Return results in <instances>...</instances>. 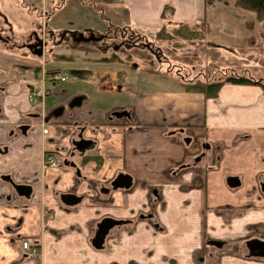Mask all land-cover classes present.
<instances>
[{"label":"crops","instance_id":"0c3cea01","mask_svg":"<svg viewBox=\"0 0 264 264\" xmlns=\"http://www.w3.org/2000/svg\"><path fill=\"white\" fill-rule=\"evenodd\" d=\"M16 1L24 0L0 2V69L13 74L17 61L24 70L34 63L18 49L25 44L13 34L18 16L9 15V9ZM63 1L48 0V19L53 9L65 7ZM207 1L94 0L110 9V18H124L130 32L148 40H156L161 29L183 26L201 31L196 36L205 46L230 41L233 31L225 29L227 21L216 11L222 7ZM235 7L236 0L235 42L240 35L250 36L245 41L254 38L256 26L264 32L263 23ZM29 33L21 41L39 38L31 37L36 31ZM221 47L214 50L219 53ZM98 67H77L92 73L77 81L87 83L90 93L81 86L73 89V98L83 97L81 107L69 109L73 98L68 94L66 101L46 106L45 119H53L46 134L40 119L27 132L18 131L28 121V95L41 88L40 79L17 81L16 75L0 73V146L8 147L0 154V264H264L247 246L264 241L262 86L229 82L208 97L187 91L175 76L164 74L166 69L160 70L163 75L141 72L133 79L120 76L125 66L103 67L99 72H109L101 79L95 76ZM130 89L135 95L129 96ZM99 103L96 112L85 110ZM57 107H64L61 119L49 116ZM115 111L130 115L117 118ZM81 138L92 141L84 152L76 144ZM46 152L73 166H44ZM85 156L99 157L101 163H83ZM125 177L129 188L112 187ZM15 184L31 186V195H18ZM103 187L111 191L104 193ZM70 191L79 197L72 206L61 199ZM43 208L55 213L45 224ZM108 219L123 224L111 228L97 248L95 239ZM23 239L38 241L41 254L27 255Z\"/></svg>","mask_w":264,"mask_h":264},{"label":"rangeland","instance_id":"374dc122","mask_svg":"<svg viewBox=\"0 0 264 264\" xmlns=\"http://www.w3.org/2000/svg\"><path fill=\"white\" fill-rule=\"evenodd\" d=\"M4 1L5 0H0L1 4ZM8 2L9 0H7V3ZM214 2H219L217 3V5H215V8L218 6L222 7V9H216V11L220 13L221 18H224L225 21H227V26L225 27V29L228 32L233 31V34H230L232 36L231 40L216 43V46H205V44H203L204 42L199 43V38L196 37L192 41L186 40L183 37H179L176 40L170 42L158 41L156 43L153 40L155 42L154 45L159 46L158 49H163L164 55H162V59L169 61V65H172L171 62L175 64L173 68L170 66V68H168L169 70H166L164 74L171 73V75L175 76L181 83L182 78L181 75H178V70H183L184 75H186L188 79H193L197 75L203 76V74H206L209 76L217 70H225L227 67H225L224 64H231L227 66H234V69H229L235 70L237 72H242V74L244 73V70H248L258 78L264 79V38L261 35L264 34V32L261 33L260 30L262 29V26H260L259 28L256 26L254 38H250V41H245V39L250 37L245 34L240 35V37L242 38L239 42H235L234 0H208L207 5H213ZM28 3L30 4V6L28 5ZM48 4V0H24L20 4L17 1L10 2V5L16 6L10 7L9 15H11L12 13H16L18 16L17 19H15L16 27L14 28L13 34L16 35L19 43L26 44L27 42L21 41V38L23 36L29 35V32L31 30L36 31V34L31 35V37H39L42 40V45H44V48L42 49L43 55L42 57L38 58L37 55L40 56V54L32 53L23 45V47H19L18 49H25L26 52L32 57L30 60L26 58H24L23 60H28L30 62L34 61V63H29L27 64L28 66H25L28 70L20 69L23 64H19L18 61L17 63H15V65H13V70L16 72L15 74L9 72L8 70L0 69V73L2 71H6V74L16 75L17 81L20 80L28 82L34 77L37 80L40 79L42 83L44 79H47L52 71H59L71 77L70 79L73 81H70L64 85L56 82H47L48 88H50L51 93L48 97L50 99L49 105H45V109L46 106L49 108L59 102L66 101L68 97L73 98V89L79 86L84 88V92L86 94L91 92L89 88L90 86L87 83L77 82L78 79L75 80L76 78L72 77L76 75L71 74V70L75 67H84L86 65L100 66L97 68L95 76H98V78L101 79H106L107 76L105 75V73L109 72H99V68L103 67H123L125 64H127L129 68H127V70L125 69V71L121 73L120 76L124 77L125 75L129 74L133 76V79H135V76H137V74L139 75L140 71H142V76L151 74L143 71L144 69H148L151 71V69L146 68L149 67V65L154 64L153 69L158 70L157 72H155V75H163V72L159 71L161 69H167L168 64L166 63L157 62L155 59H143L141 56L145 54H138L139 50L137 49H134L131 52L125 51L123 53H121L122 50L120 49L121 51L116 54L119 59H114L112 56L115 55L116 51L112 50L111 44L106 45L109 43L107 39L101 40L98 43H78L77 40H74V36H71L72 33L75 36L83 34L88 38L92 33H94L96 36H108L112 34L113 36H116L117 39V44L115 45H118L117 41L120 35L126 34V36H130L131 33L127 29L128 25L126 23V20L120 17L110 18V9L107 6H104L102 2H94V0H65L63 1V5H65V7L61 9V11L59 10L57 13H55V9H53L52 16L49 19V9L52 8L48 7ZM80 4L81 8L79 7V9L77 8L78 11H75L74 8H76L78 5L80 6ZM235 8L238 9L236 10L237 12H239L240 10L241 12L246 13L244 15L247 16L248 19L256 20L257 22L264 24V22H261L259 19H257L255 12L238 7ZM98 13H100L101 16ZM99 17L100 19H97ZM30 23H32V25ZM238 35L239 30L236 33V37H239ZM236 43H238V46L236 45ZM88 45H90L89 48ZM220 45L222 46V50L217 53L214 49L219 50ZM26 52L24 51V53ZM132 53L134 54L131 56ZM144 61H146L149 65H146ZM124 62L125 64H123ZM136 63L141 69H131V66L134 67ZM140 65H145V67H141ZM177 67L179 68L176 69ZM37 68L39 69L41 74L34 71ZM20 70L24 72L20 73ZM114 73L116 74L117 78L119 72ZM82 74L83 73H81L80 76L81 78L88 79L91 77L90 75L92 73L87 72L84 76ZM91 79L94 80V77H92ZM32 81H34V79ZM24 87L25 86H23L22 88ZM138 89L141 90L142 86H138ZM33 90L35 91L34 88ZM129 91V96H133V94L135 95V90L130 89ZM65 94H68V97H66ZM136 94H138V90L136 91ZM122 97H124V95ZM74 99L75 97L72 99V101ZM100 104L101 103H99L97 107L91 105L85 110L89 111L90 109H92L94 112H96L99 109ZM58 108L60 107H57L56 109ZM62 108L64 110V107ZM68 108L74 109L77 107H73L70 105ZM106 108H109V106H106ZM56 109L50 114V117H53L54 119H61V117H58L54 114ZM47 124L48 126H51L50 122H48ZM47 157L48 154L45 155V161ZM49 219L52 220L53 217H51L50 215H46L45 217L42 216V223H47ZM35 244L39 243L36 242ZM41 248L42 246H40V250ZM29 254L31 256V251H29Z\"/></svg>","mask_w":264,"mask_h":264},{"label":"flooded vegetation","instance_id":"af4514ba","mask_svg":"<svg viewBox=\"0 0 264 264\" xmlns=\"http://www.w3.org/2000/svg\"><path fill=\"white\" fill-rule=\"evenodd\" d=\"M129 31V30H128ZM131 34H130V36L129 35H127L126 36V34H122V35H120V37L119 36H117V37H119L118 38V45H115V44H117L116 43V36H113L112 34H110V35H105V36H95V34L94 33H92L91 35H90V37L91 36H94L95 38H97L96 40H93V42H95V43H97V42H100L101 40H104V39H107L108 41H109V43L108 44H106V45H112V50L113 51H116L115 52V55L114 56H112L114 59H119V57L116 55V54H118L121 50V53H123V52H125V51H132V50H134V49H137V50H139V53L138 54H140V55H142V54H145V55H143V56H141L143 59H155L157 62H160V63H166V64H168V63H170L169 61H166V60H163L162 59V55H164V52H163V49L161 50L160 48L158 49V47L159 46H155L154 45V43L156 42H158V41H153L152 42V40H148V39H145V38H143V36H140V35H138L137 33H135L134 31L133 32H130ZM71 36H74V40H77V41H79L80 39H82V38H84V36L82 35V34H80L79 36H75L73 33H72V35ZM89 37V38H90ZM88 37H86V38H84V41H87V39H89ZM86 39V40H85ZM112 40V41H111ZM110 42H112V43H110ZM159 44V43H158ZM105 45V44H104ZM161 47V46H160ZM25 48H27V49H29L32 53H39L40 55H43V52H42V49L44 48V45H42V40L41 39H33V40H31V41H29V42H27L26 44H25ZM121 49V50H120ZM137 53V52H136ZM134 53H132L131 54V56L133 55ZM129 56V55H128ZM130 56V57H131ZM144 63L146 64V65H149V64H147V62L146 61H144ZM173 65H175L173 62H171ZM123 64H125V62L123 63ZM154 65V64H153ZM153 65H149V67H146V68H149V69H151V71L150 70H148V69H144L145 71L144 72H146V73H151V74H155V72H157L158 70H154L153 69ZM169 65V64H168ZM126 68H129L128 66H127V64H125L124 65ZM141 66V65H140ZM141 67H145V65H143V66H141ZM169 67L167 66V69L166 70H169L168 69ZM184 68V67H183ZM131 69H135V70H139V69H141L139 66H138V64L136 63V65L134 66V67H132L131 66ZM170 71H172V70H170ZM141 72L142 71H140L139 72V75L141 74ZM160 72V71H159ZM171 74V73H170ZM201 77V76H200ZM47 93H48V95H50V90H48L47 91ZM29 103V106L31 107L30 109H32V111L30 112V113H28V115H27V118H28V121L27 122H24V123H22V124H20L19 126H18V131H24V132H27V130H28V128L32 125V122L35 120V119H40V123L39 124H41L42 125V121H44V120H46L45 119V117H46V109H45V107L43 108V109H40V111L39 110H36L37 112L35 113V111H34V105L32 104V103H30V102H28ZM34 111V112H33ZM56 112H59V110L58 109H56V111H55V113ZM127 113H128V111H127ZM129 114V113H128ZM130 115V114H129ZM44 118V119H43ZM42 119V120H41ZM7 150H8V147L7 146H0V154H4V153H6L7 152ZM84 151H86V149L84 150ZM84 151H82V152H84ZM46 154H50V155H54V156H56L57 158H58V162L56 163V164H51V166H53V167H57V166H60V165H64V164H67L68 166H73V164H70V162H68L67 161V163H65V160H64V158H62V157H60V156H58L57 155V153L55 154V153H49V152H46V153H44L43 154V157H42V164L44 165V166H46L47 165V163H46V161H45V155ZM87 156H85L84 157V159L86 158ZM85 162H88V161H85V160H83V163H85ZM7 179H9L10 180V177H7ZM9 182H11V183H14L13 181H9ZM233 183L234 182H238V180H235V181H232ZM130 179H129V177H125L124 179H119V180H117V181H115L114 183H112V187L115 189V187L118 185V187H127V188H129V186H130ZM16 185V187H15V189H16V192H17V194L18 195H20V196H24V197H29L30 195H31V191H32V187L31 186H29V185H25V184H15ZM15 191V190H14ZM111 191V189L109 188V187H103V192L104 193H109ZM15 193V192H14ZM74 193V191H70V192H68V193H64V194H62L61 195V199L64 197V195H74L75 196V203H73V204H71V205H68V206H72V205H75L77 202H78V200H79V197L78 196H76L75 194H73ZM10 196H12V195H10ZM64 203V202H63ZM67 205V204H66ZM42 214H43V216L45 217L46 215H50L51 217H55V213H54V211H52V210H50V209H46V208H43V212H42ZM121 224H123L122 223V221H115V220H113V219H108V220H106L105 222H104V224L101 226V228H100V230H104V229H106V228H109V229H111L110 228V226L109 225H113V227L115 226V225H121ZM112 227V228H113ZM23 241H25V239H23L22 241H21V243L23 242ZM38 242V241H37ZM39 243V242H38ZM27 254V253H26ZM28 255V254H27Z\"/></svg>","mask_w":264,"mask_h":264},{"label":"trees","instance_id":"16d2710c","mask_svg":"<svg viewBox=\"0 0 264 264\" xmlns=\"http://www.w3.org/2000/svg\"><path fill=\"white\" fill-rule=\"evenodd\" d=\"M236 6L255 12L257 19H259L261 22H264V0H236ZM199 32L201 31H190L183 26L172 30L161 29L157 34L156 41L170 42L176 40L179 37H183L186 40L192 41L195 37L199 38L196 36ZM170 66L173 68L174 65H168L169 68ZM178 68L179 67L176 69ZM87 72V70H71V74H76L75 76H78L79 78H81V73H83L82 75L84 76ZM177 72L178 75H181V84L187 91L202 93L208 97L217 96L221 87L225 83L229 82L234 84H258L264 89V79L257 78L253 74H240L229 68L221 71L217 70L209 76L203 74L202 78L197 75L193 79H188L186 75H184L183 70H178ZM84 160L94 161L97 165L101 163L99 157H94L93 159L86 157Z\"/></svg>","mask_w":264,"mask_h":264},{"label":"water","instance_id":"95a60500","mask_svg":"<svg viewBox=\"0 0 264 264\" xmlns=\"http://www.w3.org/2000/svg\"><path fill=\"white\" fill-rule=\"evenodd\" d=\"M97 38H95L94 36H91L89 39H87V41H91V40H96ZM80 40H84V38L80 39ZM86 40V39H85ZM82 103V97H77L75 98L72 103L71 106H80ZM59 112H56L55 115L59 116L61 115L63 108L60 107ZM114 115L117 118H121V117H125V116H129V114L126 111H117L114 113ZM77 147L79 150L84 151L86 148H90L92 146L91 141L89 140H85L82 139L80 141H78L77 143ZM62 201L67 204V205H71L73 203H75V196L74 195H64V197L62 198ZM110 228L113 227V225H109ZM109 228L106 229H102L98 232L97 237L95 239L94 245L97 248H101L104 239L106 237V235L109 232ZM248 249L250 250L251 255L255 256V257H261L264 258V241H260V240H252L250 242L247 243Z\"/></svg>","mask_w":264,"mask_h":264},{"label":"built area","instance_id":"2783aa9c","mask_svg":"<svg viewBox=\"0 0 264 264\" xmlns=\"http://www.w3.org/2000/svg\"><path fill=\"white\" fill-rule=\"evenodd\" d=\"M48 80L51 82L65 83L68 81V77L62 73L57 72V73L51 74L48 77ZM42 94H43V97L41 93H34L32 96H30V101L39 102V98L41 99V97L44 98L45 96V93H42ZM44 133H48L47 127L44 128ZM58 161H59L58 158L52 155H49L46 159L47 164H56ZM23 245L27 250L31 251L33 254L37 253V249L32 247L29 242L26 241Z\"/></svg>","mask_w":264,"mask_h":264}]
</instances>
